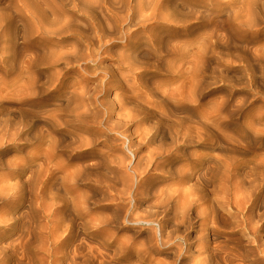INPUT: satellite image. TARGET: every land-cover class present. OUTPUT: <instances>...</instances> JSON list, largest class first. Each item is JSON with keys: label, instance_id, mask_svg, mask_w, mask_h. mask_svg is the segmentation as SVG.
Instances as JSON below:
<instances>
[{"label": "clouds", "instance_id": "9594fccd", "mask_svg": "<svg viewBox=\"0 0 264 264\" xmlns=\"http://www.w3.org/2000/svg\"><path fill=\"white\" fill-rule=\"evenodd\" d=\"M0 264H264V0H0Z\"/></svg>", "mask_w": 264, "mask_h": 264}]
</instances>
